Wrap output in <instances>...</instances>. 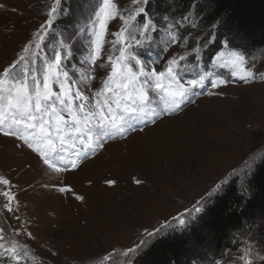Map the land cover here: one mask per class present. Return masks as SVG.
Instances as JSON below:
<instances>
[{
	"label": "rangeland",
	"instance_id": "rangeland-1",
	"mask_svg": "<svg viewBox=\"0 0 264 264\" xmlns=\"http://www.w3.org/2000/svg\"><path fill=\"white\" fill-rule=\"evenodd\" d=\"M52 2L0 0V5L5 6L0 8V69L21 54L26 40L44 23ZM118 3L122 8L131 7L130 0H118ZM63 4L70 14L61 17L59 24L50 31L41 45L40 56H50L53 48L60 47L61 41L73 45L74 55L68 63L76 66L75 78L79 79L85 72L95 75V80L81 85L95 91L102 86L101 81L110 68H96L90 72L88 65L83 63L88 54L87 40L82 33L77 37L76 32L90 11L88 0H63ZM152 11L157 19L166 14ZM186 11L178 12L181 15ZM195 20L197 17L193 16L189 22ZM203 24L191 39L197 42L203 39L211 26ZM120 26L118 20L111 22L109 33ZM168 38L162 29L151 48L141 52L143 58L156 60ZM106 39L113 37L108 35ZM231 42L219 49L215 45L204 49L199 60L190 59L182 64L181 75L187 79L197 73H212L211 79H227L233 69L230 65H220L226 64L229 53L236 51L245 56V67L255 73L254 79L249 82L229 80L220 89H213L208 83L199 90L200 95L193 97L195 103L185 105L174 115L159 117L156 125L136 121V131L126 132L123 138L116 136L106 140L104 147L84 160L78 170L59 177L61 183L71 184L84 195L85 202L42 187L56 183L57 178L44 170L35 153L18 148L19 141L14 138L0 135V174H7L24 190L19 193L22 213L31 221L28 230L36 237L35 240L19 238L30 248L21 264H129V258L131 264H139L143 252L154 240L187 229L177 226L165 229V234L152 240L135 256H125L127 247L138 242L139 233L145 228L151 230L166 221L171 222L179 211L190 208L216 184L229 179L233 170L240 174L255 171L264 158V49L250 51L241 40ZM105 47L111 50L110 44ZM220 52L224 56L217 60ZM164 63V60L159 62L158 70ZM41 65L42 61L38 60L37 67ZM68 70L72 74V68ZM208 92L220 94L209 96ZM251 174L245 177L247 187ZM107 179H114L116 184L107 185ZM235 179L239 181L233 178L229 183ZM137 180L142 183L137 184ZM229 183L222 184L205 210ZM246 228L248 236L241 249L214 264H237L246 249L257 259L264 256V213L248 221ZM211 250V242L203 248L195 247L192 257L203 255L206 258ZM52 252L57 255L53 256Z\"/></svg>",
	"mask_w": 264,
	"mask_h": 264
},
{
	"label": "snow or ice",
	"instance_id": "snow-or-ice-1",
	"mask_svg": "<svg viewBox=\"0 0 264 264\" xmlns=\"http://www.w3.org/2000/svg\"><path fill=\"white\" fill-rule=\"evenodd\" d=\"M130 5L122 8L118 0H88L90 11L76 32L77 37L82 33L87 40L88 54L83 63L88 65L90 72L96 68H110L101 81L102 86L95 91L81 86L85 81L95 80V75L85 72L79 79L75 78L76 66L68 63L74 55L73 45L61 41L60 47L53 48L50 56H40L41 45L50 31L59 24L61 17L70 14L65 10L63 0H53L44 23L26 40L20 49L21 54L0 69V135L14 138L19 141L18 148L35 153L57 178L56 183L42 187L79 202H85V196L71 184L61 183L59 177L78 170L84 160L104 147L106 140L116 136L123 138L126 132L136 131V121L156 125L159 117L174 115L185 105L195 103L193 97L200 95L199 90L208 83L213 89H220L229 80L249 82L255 77V73L245 67V56L236 51L230 52L227 63L220 65H230L233 69L227 79H211L212 73H197L187 79L181 75L182 64L190 59L199 60L204 49L213 45L219 49L232 44L226 33L219 39L226 24L223 16L215 20L205 31L203 39L197 42L191 37L203 23L201 14L194 11L198 4L190 5L179 19L174 17L171 8L157 19L151 0H130ZM12 10L17 11L15 8ZM193 16L197 20L189 22ZM117 20L120 28L109 33V24ZM162 29L169 38L157 59H144L141 52L151 48L155 36ZM108 35L113 39H106ZM108 44L111 50L105 47ZM223 56L224 53L220 52L216 59ZM38 60L42 61L39 68ZM161 60L165 63L158 70ZM70 67L72 74L68 70ZM219 94L207 93L209 96ZM250 174L233 170L229 179L216 184L190 208L179 211L171 222L166 221L151 230L145 228L139 233L141 238L138 242L128 246L124 255L135 256L152 240L165 234V229L174 226L188 228L199 221L210 198L230 179H239L242 198L248 195L245 177ZM105 183L113 186L116 181L107 179ZM136 183L141 184L142 181L137 180ZM21 191L24 190L11 177L0 174V264H21L28 257L30 248L19 238L36 239L28 230L31 221L22 213ZM52 255L57 253L52 252ZM237 264H264V256L257 259L246 249Z\"/></svg>",
	"mask_w": 264,
	"mask_h": 264
},
{
	"label": "trees",
	"instance_id": "trees-1",
	"mask_svg": "<svg viewBox=\"0 0 264 264\" xmlns=\"http://www.w3.org/2000/svg\"><path fill=\"white\" fill-rule=\"evenodd\" d=\"M193 3L199 5L203 25H212L222 16L225 18L220 39L229 32L227 36L233 42L234 39L243 41L250 51L264 49V0H201L200 3L153 0L151 8L157 13H168L171 8L177 18L180 11L188 10ZM248 187L249 194L242 198L239 181L232 180L213 199L199 221L184 231L154 240L143 252L139 264H214L216 260H225L227 255L237 253L248 236V221L264 213V158L249 177ZM210 242L213 250L206 258L198 255L193 259V248H203Z\"/></svg>",
	"mask_w": 264,
	"mask_h": 264
},
{
	"label": "bare ground",
	"instance_id": "bare-ground-1",
	"mask_svg": "<svg viewBox=\"0 0 264 264\" xmlns=\"http://www.w3.org/2000/svg\"><path fill=\"white\" fill-rule=\"evenodd\" d=\"M166 120V119H165ZM165 123V122H164ZM168 127V126H167ZM167 127H166V129H167ZM168 129L169 130H175L173 127H168ZM169 132H171V131H169ZM163 133H165V132H163ZM167 133V132H166ZM43 168H44V170L46 169L44 166H43Z\"/></svg>",
	"mask_w": 264,
	"mask_h": 264
}]
</instances>
